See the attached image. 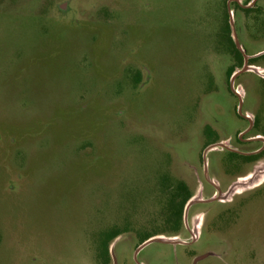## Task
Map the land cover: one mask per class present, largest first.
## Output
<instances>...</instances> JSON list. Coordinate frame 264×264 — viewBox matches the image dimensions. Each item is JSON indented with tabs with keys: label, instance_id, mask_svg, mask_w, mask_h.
<instances>
[{
	"label": "rangeland",
	"instance_id": "rangeland-1",
	"mask_svg": "<svg viewBox=\"0 0 264 264\" xmlns=\"http://www.w3.org/2000/svg\"><path fill=\"white\" fill-rule=\"evenodd\" d=\"M261 3L0 0V264H264V155L202 153L211 128L260 145L236 140L240 100L264 140ZM204 166L221 200L171 235L175 183L213 192Z\"/></svg>",
	"mask_w": 264,
	"mask_h": 264
},
{
	"label": "flooded vegetation",
	"instance_id": "flooded-vegetation-1",
	"mask_svg": "<svg viewBox=\"0 0 264 264\" xmlns=\"http://www.w3.org/2000/svg\"><path fill=\"white\" fill-rule=\"evenodd\" d=\"M261 1H264V0H226V3H227V7L229 6V8H228L229 12L231 11V6H234L236 9H239V10H242L243 12L249 13V12L257 11L259 8V5L262 4ZM262 10H263V7H262ZM241 56H242L243 60L245 61L244 55L241 54ZM247 62L249 64L250 59H247ZM243 65H244V63H243ZM234 72H235V70L232 72V74ZM232 74L228 77V79L231 78ZM261 81L264 84V80H261ZM234 89H235V86H234ZM233 93L236 94L234 91H233ZM238 94H239V92H238ZM237 96L240 97V95H237ZM249 113L250 112H248V111H246L244 113L243 112L239 113L242 116V118L247 122V125L243 129H240L237 131L236 140L239 143L259 142L260 143L259 146H257L254 149L245 150L244 148H242V146L240 144L235 145V146L230 145L228 142L231 139V137H229L228 140L217 139L218 133L216 132V130L211 128L210 129L211 131H209L206 134L210 140L202 148L203 156H206L209 151H214V150L227 153V157L225 158L226 162H228L229 164H232L238 170H241L242 166L250 164V163H254L255 161H257V159H259V157L264 155V140L262 137H260L258 135L259 132L257 130L258 126H259L258 116L254 114L253 118H252L249 115ZM215 143H223L224 146H217L216 148L207 149L208 146H210L211 144H215ZM204 167H205V176L204 177L206 179L205 180L206 184L208 187L213 189V192H212V194L208 195L206 198L202 197L200 199V201H197V202L191 204V206L194 204H197V203H210V202L221 200L219 198H214L213 200H208L211 197L218 196L219 190H220V184L215 177L209 176L208 173H206L208 166H207V169H206V166H204ZM225 173L227 174V172H225ZM203 191H205L207 193L206 187L204 185H202V189H201L202 193H203ZM221 192L223 193V191H221Z\"/></svg>",
	"mask_w": 264,
	"mask_h": 264
},
{
	"label": "trees",
	"instance_id": "trees-1",
	"mask_svg": "<svg viewBox=\"0 0 264 264\" xmlns=\"http://www.w3.org/2000/svg\"><path fill=\"white\" fill-rule=\"evenodd\" d=\"M234 50H235L236 57L238 58V60L241 61V58H242L241 53L237 49H234ZM233 71L234 69L231 67L228 71V77L232 74ZM190 197H191V194L188 190L187 185L182 181H177L174 185V188H173V191L170 197L168 198V202L166 205L167 214H166L165 221L166 223L170 224L171 228L169 229L168 232L171 233V235L178 234V232L180 231L181 226L183 225L184 206ZM118 234L119 233H113L111 238L116 237ZM156 234H159V233L147 234L141 240V243Z\"/></svg>",
	"mask_w": 264,
	"mask_h": 264
},
{
	"label": "water",
	"instance_id": "water-1",
	"mask_svg": "<svg viewBox=\"0 0 264 264\" xmlns=\"http://www.w3.org/2000/svg\"><path fill=\"white\" fill-rule=\"evenodd\" d=\"M228 8H229V6H228ZM230 22H231V25H232V24H233V23H232V19H230ZM233 35H234V38H235V42H236L237 46L239 47L238 42H237V39H236V36H235L234 33H233ZM244 59H245V61H244V65H243V67H242L239 71L234 72V73L232 74L231 78H230V87H231V89H232L237 95H239V94H238V92L234 89V85H233L234 79L236 78V76H237L238 74H240V73H242V72H245V71H247V70L250 69V64H248V62H247V55H244ZM241 105H242V103H241V100H240V105H239V108H238V112H239V113L242 112V111H241ZM217 146H224V144H223V143H215V144H211L210 146H208L207 149L216 148ZM229 188H231V187H229ZM228 190H229V189H228ZM228 190H227V191H228ZM222 194H223V193L219 190V194H218V196H216V197H211V198H209L208 200H213L214 198H219V199H220L221 196H222ZM197 201H200V199H193V198H192V199H190L189 201H187V203H186V205H185V208H184V221H185V223H186V218H187V213H188V209H189V207L191 206V204H193V203H195V202H197ZM152 241H167V242H173V243H176V242H182V241H171V240L163 239L162 236H160V235H154V236L148 238L147 240H145L144 242H142V245H141L140 247H142V246H144V245H146L147 243L152 242ZM140 247H139V248H140ZM199 259H201V256L197 257V258L194 260V263H195L196 261H198Z\"/></svg>",
	"mask_w": 264,
	"mask_h": 264
},
{
	"label": "bare ground",
	"instance_id": "bare-ground-1",
	"mask_svg": "<svg viewBox=\"0 0 264 264\" xmlns=\"http://www.w3.org/2000/svg\"><path fill=\"white\" fill-rule=\"evenodd\" d=\"M251 68V67H250Z\"/></svg>",
	"mask_w": 264,
	"mask_h": 264
}]
</instances>
